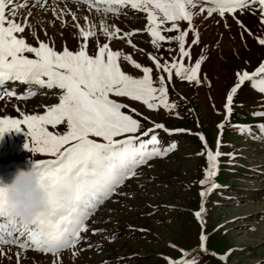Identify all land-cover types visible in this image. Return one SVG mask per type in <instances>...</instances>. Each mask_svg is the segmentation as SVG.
I'll return each mask as SVG.
<instances>
[{
  "label": "rangeland",
  "instance_id": "rangeland-1",
  "mask_svg": "<svg viewBox=\"0 0 264 264\" xmlns=\"http://www.w3.org/2000/svg\"><path fill=\"white\" fill-rule=\"evenodd\" d=\"M18 2L26 6L16 10V19L23 22L28 16L31 29L26 27L22 35L33 46H37L39 39L57 51L65 46L75 50L81 38L74 25L83 26L87 16L89 23L96 25L97 36L89 39L87 48L88 53L93 54L95 42H105L99 31L101 20L109 28L113 25L119 28L118 37L107 41L110 48L131 55L141 65L152 68L154 86L160 73L148 59V54L161 63L178 54L175 41L161 42L159 48L153 47L151 38L143 31L146 14L128 5L120 8L118 14H105L69 0H41L43 7L35 0ZM53 10L57 15H53ZM61 10L63 25L58 18ZM193 11L199 13L192 21L199 34L198 43L187 49L191 60L185 58L184 62L186 65L195 62L202 52L205 59L198 72L200 83L182 80L173 71L171 82L166 83L168 100L175 104L170 110L162 107L149 110L141 102L110 97L136 109L140 115H132L140 120V131L150 128L152 122L162 123L170 130L182 129L170 133L155 130L161 146L175 143V148L166 156L153 158L138 167L135 177L126 179L116 193L98 205L86 221L87 230L81 233L83 239L76 246L75 256L73 249L62 250L57 264H167L165 257L180 258V249L189 251L191 248L194 255L188 259L195 258L196 264H264V136L256 128L257 124L264 123V116L251 115L253 111L264 112V93L245 82L233 96L227 121H224L223 111L227 90L235 83L234 73L239 69L251 72L264 59V46L255 39L264 36V25L259 23L258 7L254 9L255 14L249 10L235 13L251 31V36L230 15L221 18L213 13L209 16L207 12L200 13L199 6ZM69 13H75V21ZM179 26L183 30L187 22L181 21ZM31 32H35V36ZM125 32L133 34L123 37ZM191 40L189 31L185 37L186 48ZM168 48L172 51H166ZM26 55L31 57V54ZM119 63L128 74L142 75L122 57ZM165 78L167 80L166 74ZM5 87L17 95L29 91L35 94L17 100L15 96L4 94ZM0 90V116L19 118L20 112L42 114L46 106L58 102L55 88L49 90L22 82H6V85H0ZM122 111L128 112V108ZM221 121H224L223 128L218 129L217 124ZM237 125H249L251 133L242 134ZM49 130L53 129L49 126ZM56 130L62 132L66 125L58 126ZM25 131L9 130L0 135V178L9 179L17 165L25 167L31 163L28 158H51L24 148ZM198 133L204 136L213 151L217 150L219 138L221 153L213 178L217 187L206 194L200 221L194 212L201 205L198 181L206 167V157L197 155L203 148ZM93 229L98 231L93 234ZM202 231L207 252L198 249ZM4 251L7 255L0 257V264H16V247L11 246L10 251L6 247ZM225 253V260L217 258ZM53 260L51 253L29 249L21 254L20 264H53Z\"/></svg>",
  "mask_w": 264,
  "mask_h": 264
},
{
  "label": "snow or ice",
  "instance_id": "snow-or-ice-1",
  "mask_svg": "<svg viewBox=\"0 0 264 264\" xmlns=\"http://www.w3.org/2000/svg\"><path fill=\"white\" fill-rule=\"evenodd\" d=\"M43 7L41 0H35ZM89 10L97 13L118 14L123 6L146 14L147 23L143 31L151 38V44L159 48L161 42L175 41L178 54L171 60L160 62L151 53L148 59L160 73L156 86L152 78L153 69L143 66L131 55L114 51L107 41L117 38L120 29L114 25L109 28L103 20L99 25L100 33L105 42L97 40L94 53L87 51L89 39L97 36L96 25L89 23L84 17V25L76 23L77 35L80 39L75 50L67 46L55 50L54 46L37 39V46L26 42L22 35L25 28L31 29L28 16L23 22L16 19V10L26 6L18 0H0V85L6 82H22L39 88L58 90V102L44 108L42 114H25L20 117L0 116V135L9 130H26L24 148L30 152L46 154L48 159H33L31 163L39 170L38 183L48 198V206L36 212L30 220L19 218L11 206L0 198V257L7 255L6 247L17 251L16 264H20L21 254L31 249L43 253H51L53 264H57L62 250L73 249L83 239L81 233L87 230L86 221L98 205L110 198L126 179L137 175L136 169L149 160L166 156L175 148V143L161 146L155 130L162 129L166 133L183 131L170 130L162 123L152 122L150 128L140 131L142 125L132 113L140 115L129 105L110 98L126 97L141 102L147 109L175 107L168 100L166 83L171 82L173 71L175 76L189 82L200 83L198 77L202 61L201 54L195 62L185 64V58L191 60L187 50L198 43V32L192 23L193 17L199 13L193 9L199 6L200 13H213L221 18L230 15L248 35H252L243 23L236 18L237 10H249L255 14L258 7L259 23L264 25V0H76ZM75 21V13H69ZM30 15V13L28 14ZM53 15H57L53 10ZM62 25L63 10L59 17ZM187 22L181 30L179 22ZM170 25V26H169ZM225 27H228L225 22ZM137 31V30H134ZM175 31V35L162 33ZM191 31V44H185V37ZM35 36V32H31ZM132 32L123 33V37L131 36ZM256 42L264 46V36L256 37ZM128 43L135 49L131 40ZM139 51H143L140 49ZM166 51L171 52L168 48ZM26 54H31V57ZM138 69L142 75L133 76L122 70L120 58ZM247 63V62H246ZM167 75V80L165 78ZM235 83L227 90L223 103L224 121L229 119L232 111L233 96L245 82H250L253 89L264 93V59L251 72L239 69L234 73ZM4 94L15 96L17 100L27 99L34 92L17 95L6 87ZM128 108V112L122 109ZM252 116H264V112L253 111ZM147 119V117H144ZM224 121L217 124L222 129ZM66 125V130L57 131L58 126ZM49 126L53 130H49ZM240 132L251 133L249 125H237ZM261 136H264V123L256 125ZM203 148L197 155H205L206 167L202 169L199 193L201 205L194 212L200 221L204 212L203 201L208 192L217 187L213 178L218 167L219 138L217 150L207 145L202 134H197ZM99 138V139H96ZM231 155V154H228ZM123 194V193H120ZM93 229V234L96 233ZM205 234L199 236L198 249L207 252ZM91 247V245H89ZM172 247H175L174 245ZM231 251V249H229ZM181 257L172 259L165 257L167 264H196L195 258L189 260L190 250L180 249ZM217 256L216 253H211ZM226 253L217 258L226 259ZM11 259V257H9Z\"/></svg>",
  "mask_w": 264,
  "mask_h": 264
},
{
  "label": "clouds",
  "instance_id": "clouds-1",
  "mask_svg": "<svg viewBox=\"0 0 264 264\" xmlns=\"http://www.w3.org/2000/svg\"><path fill=\"white\" fill-rule=\"evenodd\" d=\"M31 161L30 158H28ZM39 170L32 163L17 165L9 179L0 178V198L11 206L13 212L23 220L48 206V198L38 183Z\"/></svg>",
  "mask_w": 264,
  "mask_h": 264
},
{
  "label": "bare ground",
  "instance_id": "bare-ground-1",
  "mask_svg": "<svg viewBox=\"0 0 264 264\" xmlns=\"http://www.w3.org/2000/svg\"><path fill=\"white\" fill-rule=\"evenodd\" d=\"M60 1V0H59ZM71 1L72 3L75 2L76 0H69ZM50 2V1H49ZM66 2V1H65ZM74 5V4H73ZM0 94H1V90H0Z\"/></svg>",
  "mask_w": 264,
  "mask_h": 264
},
{
  "label": "trees",
  "instance_id": "trees-1",
  "mask_svg": "<svg viewBox=\"0 0 264 264\" xmlns=\"http://www.w3.org/2000/svg\"><path fill=\"white\" fill-rule=\"evenodd\" d=\"M191 249H193V248H191ZM191 249H189V250H191ZM200 251V250H199ZM194 255V253H191L190 255H189V257H191V256H193Z\"/></svg>",
  "mask_w": 264,
  "mask_h": 264
}]
</instances>
